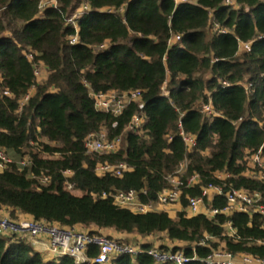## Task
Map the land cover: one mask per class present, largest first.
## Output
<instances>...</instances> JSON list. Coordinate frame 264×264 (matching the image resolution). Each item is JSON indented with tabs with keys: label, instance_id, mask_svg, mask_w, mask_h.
<instances>
[{
	"label": "trees",
	"instance_id": "1",
	"mask_svg": "<svg viewBox=\"0 0 264 264\" xmlns=\"http://www.w3.org/2000/svg\"><path fill=\"white\" fill-rule=\"evenodd\" d=\"M53 2L41 7L39 0H0V92L11 94L0 96V149L30 163L24 169L12 163L0 172V210L94 237H104L103 230L140 238L162 234L171 245L158 250L181 252L186 264H205L217 250L264 262V223L257 214H138L116 206L110 196L133 191L139 204L154 205L177 178L183 210L186 197L221 185L224 191L257 193L264 204V179L248 176H264V169L248 166L258 151L264 157V0H234L233 6L224 0L177 6L171 0ZM212 21L225 32L212 33ZM173 36L181 39L168 47ZM240 43H250V50L240 51ZM38 64L46 71L40 82L34 77ZM133 91L140 98L118 115L97 111L90 97ZM203 105L216 116L206 117ZM135 115L144 118L137 130L131 126ZM179 126L195 138L191 151ZM101 135L121 138L119 149L87 153L86 141ZM101 164H125L129 171L99 176L95 168ZM65 171L72 175L64 177ZM217 173L229 177L220 182ZM194 175L196 183L187 186ZM204 203L221 209L225 199ZM133 247L135 255H115L108 264H156L147 255L151 245ZM99 252L87 246L83 264H97ZM0 264L77 261L47 257L14 235H0Z\"/></svg>",
	"mask_w": 264,
	"mask_h": 264
},
{
	"label": "built area",
	"instance_id": "2",
	"mask_svg": "<svg viewBox=\"0 0 264 264\" xmlns=\"http://www.w3.org/2000/svg\"><path fill=\"white\" fill-rule=\"evenodd\" d=\"M40 6H53L54 2L50 5H45L44 0H39ZM175 6L180 4L190 3V0H171ZM225 6H233L234 0H224ZM71 22V21H70ZM225 30L219 28V26L212 21V33H224ZM180 36L171 37L167 46L170 47L174 42H179ZM69 43L72 45L76 42L77 38L69 37ZM240 51H249L250 43H240ZM31 60V56L28 57ZM43 70L46 72L42 64L34 66V77L37 82L39 73ZM34 88L31 87L29 92L21 99L19 104L18 112L21 107L26 104L27 100L33 93ZM166 96L167 93H164ZM1 97H10L11 94L7 90L0 92ZM90 97L93 100L94 108L101 112H111L114 115H118L124 109V107L130 101H137L140 98L138 91L128 92L121 95H116L112 92L107 93H90ZM201 112L208 118L216 116L210 105H203ZM142 115H135L132 118L131 126L133 129H139L144 120ZM180 128V126H179ZM179 136L187 151H191L196 143L195 138L191 135L185 134L180 128ZM121 138H114L112 140H106L104 135L98 138H90L85 143V149L87 153H104L110 154L115 153L120 146ZM15 163L20 169H24L30 166L27 160H12L4 150L0 149V172L5 170L10 164ZM249 168L252 169H264V157L261 152L258 151L256 154L251 155L249 158ZM129 171V168L125 164L109 165L101 164L96 166L95 173L99 176L104 174H111L115 177H121L123 173ZM64 177L68 178L72 174L69 171L62 173ZM248 176L253 178L264 179V176L259 172L254 171L248 172ZM229 176L223 173L215 174V179L222 182ZM198 179L197 175L192 176L187 181V186H191L196 183ZM42 184L48 182V178L42 177L40 179ZM170 189L164 190L157 197V201L154 205L143 206L139 204L137 195L133 191L129 192H116L111 194L113 203L121 208L129 209L130 211L138 214H145L148 212L156 211V207H172L180 204V181L177 178L170 179ZM72 184L67 183L66 189L71 190ZM218 196L225 199V206L221 209H214L211 206L207 207L204 203V199L211 200L212 197ZM102 197H105L103 195ZM186 208L182 211L185 212L187 217L196 215H204L212 217L218 214L230 215L232 213H243V214H257L264 223V204L261 203V196L257 193L250 194L243 190H235L229 188L224 191V186H208L205 188L200 197H186ZM181 206V204H180ZM1 212V211H0ZM0 235H14L17 242L29 244L32 248L34 247V240H38L45 236L47 238V252L51 258L58 257H72L77 261V264H83L84 258L83 253L86 247L89 245L98 246L100 249L98 257L94 260L97 264H108L110 258L115 255H135L136 248L131 245H120L113 240H109L105 237H94L90 236L87 232L78 231L76 227L73 228H59L54 224L47 223L45 221H34L32 219L25 220H11L0 215ZM204 245V241L200 243ZM47 253V254H48ZM147 255L153 258L156 264H186L184 255L181 252L173 251L172 248L168 251H159L151 249L147 252ZM47 256V255H46ZM47 256V257H49ZM205 264H264L263 261L255 259L248 255L234 256L225 251L217 250L211 253L204 260Z\"/></svg>",
	"mask_w": 264,
	"mask_h": 264
},
{
	"label": "rangeland",
	"instance_id": "3",
	"mask_svg": "<svg viewBox=\"0 0 264 264\" xmlns=\"http://www.w3.org/2000/svg\"><path fill=\"white\" fill-rule=\"evenodd\" d=\"M190 1H192V0H190ZM44 2V4L45 5H50V3H52L51 2V0H44L43 1ZM44 73L45 72H43V70H41V72L39 73V76H38V78H39V80L38 81H43V80H41V78H42V76L44 75ZM46 78V77H45ZM9 157L12 159V160H15L16 158L12 155V154H9ZM74 194H76V195H81V193L80 192H76L75 191V193ZM180 205V204H179ZM176 206V205H175ZM170 208V207H169ZM1 212H0V215H2V216H4V217H6V218H9V219H11V220H15V219H18V220H25V219H28V218H26V217H24L23 215H17L16 217L14 216V214L12 213H10V211H7V210H4V209H1L0 210ZM15 217V218H14ZM77 230L78 231H82V232H86V231H88V230H81V228H77ZM109 232V231H108ZM110 234L108 235V233H106V232H104L103 231V233H101L104 237H110V238H112L113 240H115V241H121V242H123L124 244H126V245H132V246H137V245H139V244H143V243H145V244H148V245H151L152 247H153V249H155V250H158V248L160 247V246H170L171 244H169V242L168 241H165L166 239H165V236L164 235H162V234H156V235H154V236H151V237H149V238H140V237H138V236H135V235H131V236H128V237H124L125 239H119V238H117L115 235H114V233H111V232H109ZM47 238L45 237V236H43L42 238H40V239H38V240H34V248L36 249V251L37 252H39L40 254H43V255H47V256H49V253L47 252V248H46V246H47ZM48 253V254H47ZM50 257V256H49Z\"/></svg>",
	"mask_w": 264,
	"mask_h": 264
},
{
	"label": "crops",
	"instance_id": "4",
	"mask_svg": "<svg viewBox=\"0 0 264 264\" xmlns=\"http://www.w3.org/2000/svg\"><path fill=\"white\" fill-rule=\"evenodd\" d=\"M191 3H194L195 2V0H192V1H190ZM45 77H46V72L44 73V75L42 76V78H41V80H44L45 79ZM157 212H160V211H162V212H165V213H167L171 218H175V216H176V214L178 213V212H181L183 209H182V207L178 204V205H174V206H172V207H160V206H158V207H156V209H155ZM104 231V230H103ZM103 231H100V233H103ZM111 232V233H114V235L117 237V238H119V239H125L126 237H128V236H125V235H121V234H117V233H115V232H113V231H110V230H105L104 232H106V233H108V235L110 234L109 232ZM125 237V238H124ZM165 241H167V240H165ZM179 246V245H178ZM33 249L34 250H36L34 247H33Z\"/></svg>",
	"mask_w": 264,
	"mask_h": 264
}]
</instances>
